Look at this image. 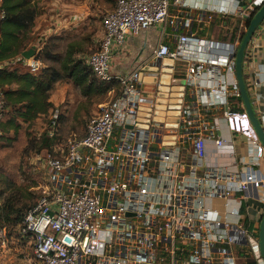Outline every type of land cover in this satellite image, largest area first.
<instances>
[{"label":"built area","instance_id":"1","mask_svg":"<svg viewBox=\"0 0 264 264\" xmlns=\"http://www.w3.org/2000/svg\"><path fill=\"white\" fill-rule=\"evenodd\" d=\"M182 3L116 0L114 8L102 15L101 38L85 62L100 82H115L119 95L100 106L82 137L55 145L53 153L45 152L46 184L17 232L18 241L30 246L29 264H248L246 257L258 251L257 235L243 223L232 200L255 198L263 216L264 174L243 163L235 173L208 169L201 174L192 170V177L179 176V154L162 146L172 135L152 123L147 129L138 127L135 100L146 65L123 76L111 71L113 51L123 48L128 37L164 23L177 26L181 21L170 17L169 9ZM263 5L264 0H241L235 14L246 23ZM203 14L199 23L214 17L212 12ZM220 14L226 16L228 11ZM237 46L179 34L173 48L160 44L152 58L172 59L178 71L180 63L190 80L220 67L233 75ZM33 48L29 60L0 63V70L14 63L37 74L44 67L38 58L43 43ZM210 92L227 91L217 85ZM61 115L57 107L49 116L51 137L58 136ZM238 117L226 108L225 119ZM4 119L0 90V126ZM194 136V153L201 159L206 139ZM211 139L218 148L227 144L223 136ZM254 143L259 160L264 147ZM5 233L0 231L4 248Z\"/></svg>","mask_w":264,"mask_h":264},{"label":"crops","instance_id":"2","mask_svg":"<svg viewBox=\"0 0 264 264\" xmlns=\"http://www.w3.org/2000/svg\"><path fill=\"white\" fill-rule=\"evenodd\" d=\"M35 1L39 15L30 34L33 42L31 46L43 43L44 48L48 39H51L50 41L57 40L59 43L66 41L69 43L67 48L68 45L74 48V58L76 59H85L97 48L102 35L101 17L104 13L112 10L116 3V0ZM182 1L180 8L171 5L169 9V16H178L181 21L177 26L164 23L149 28L139 36L128 37L123 48L113 51L111 71L115 75H127L142 65H146V67L160 65L161 60L152 58L153 51L160 44L173 48L179 34L193 33L206 41L233 46L239 44V39L244 34L245 21L240 20L235 13L241 0ZM220 11H228V14L222 16ZM204 12H212L214 17L211 21L199 23V19H204ZM16 65L13 63L12 67ZM183 68L184 66L180 65L179 71L174 69L172 73V80L180 82L173 87H184L183 92L178 90L172 94L173 96L184 95V98H180L183 101L180 116L168 117L167 115L165 118H168V122L160 125L152 123L154 126H162L163 130L166 129L170 135L176 137L175 141L166 139L167 141L162 146L172 148L179 154L177 160L179 176L192 177V170L196 174H201L208 169L235 173L243 163L264 174V155L259 160L255 159L257 143L254 142L262 144L246 116L235 73L228 74L224 68L220 67L214 68L211 72L205 70L206 72L199 78L190 80ZM143 76V80L138 86L139 94L136 96L135 109L138 112V108H142L144 111L141 113L145 116L149 108L152 109L157 105L158 93L157 84L155 86L150 84L148 79L156 74L145 72ZM158 76H161L160 72L157 74ZM243 79L251 106L256 117L262 123L264 120L262 118L264 112V22L257 27L245 48ZM234 83L236 85H233ZM217 85H224L227 92L212 94L210 91ZM115 92L116 90L113 88L106 96H112ZM117 92L119 95V90ZM93 98L82 97L79 89L71 82L59 81L49 92L48 102L53 107L61 108L60 106H62L67 112H69L68 109L78 108L82 115L90 116L89 119H91L98 114L100 106L104 105L94 103ZM171 99L173 100L172 104L179 100L174 101L173 97ZM89 100L93 104L92 106L97 108L88 110L87 102ZM164 100L170 101L169 98ZM80 101H84L86 104H82ZM226 108H230L240 117L228 121L224 118ZM64 110H62V114ZM50 111L51 109L48 111V115ZM155 111L153 109V115ZM140 119L144 118L140 117ZM166 125L177 127L166 128ZM194 134H202L206 139L205 156L201 159L194 153ZM217 136L224 137L226 146L222 148L215 146L211 138ZM229 149L232 150V154L229 153ZM260 194L264 195V190ZM232 201L239 206L244 217L243 223L250 228L254 236L256 234L258 237L259 224L263 217L259 201L251 197L233 199ZM7 252H10L9 248L0 246V264L8 262L5 258ZM10 258L12 259V257ZM30 258V255L26 256L20 264H29ZM259 259H262L259 249L251 251L250 257H246L248 264H264V261H259Z\"/></svg>","mask_w":264,"mask_h":264},{"label":"trees","instance_id":"3","mask_svg":"<svg viewBox=\"0 0 264 264\" xmlns=\"http://www.w3.org/2000/svg\"><path fill=\"white\" fill-rule=\"evenodd\" d=\"M38 15L39 9L35 0H0V63L21 59L22 53L33 48L30 34ZM251 18L246 21V28ZM242 37L243 34L239 39L240 42ZM73 49L69 46L62 59L53 58L59 61V68L44 66L37 74H31L28 68L17 64L0 70V90L4 96L5 110V119L0 126V139L3 134L15 135L21 128V122L26 124L39 118H47L46 132L39 137L41 142L39 151L47 150L53 153L54 146L62 143L60 136L51 137L49 135L51 131L49 116L57 107H53L48 102V96L57 82H71L84 98L104 96L113 88L116 91L119 90L115 82L110 84L100 82L86 65L85 59L74 58ZM43 50L46 51L45 56L51 54L49 46H45L42 52ZM50 109L51 112L48 115ZM62 118L63 114L60 119ZM7 181L11 180L4 174H0V184L8 185ZM18 205L17 203L0 205V231L5 230L6 232L7 228L2 224L9 221L8 212L12 215L15 213L16 218L12 220L11 226L16 237H18L17 232L23 223L25 214L35 203L29 206L22 205L23 208L17 207ZM26 209L27 212L23 214Z\"/></svg>","mask_w":264,"mask_h":264},{"label":"rangeland","instance_id":"4","mask_svg":"<svg viewBox=\"0 0 264 264\" xmlns=\"http://www.w3.org/2000/svg\"><path fill=\"white\" fill-rule=\"evenodd\" d=\"M48 39L45 46H49L51 54L45 56V52H41L38 58L42 61L45 67L59 68V61L53 59L54 57L61 58L65 55L68 42L50 41ZM33 43V42H31ZM33 45V44H32ZM70 45H68L69 47ZM181 64L177 63L179 67ZM118 95L116 91L114 95L107 97L95 96L94 103H108ZM114 96V97H113ZM82 104L84 101H80ZM86 104V103H84ZM89 105L87 109L94 108L90 100L87 102ZM62 110L63 107L60 106ZM97 108V107H96ZM95 108V109H96ZM66 110V109H65ZM61 119L60 129L58 136L62 140L63 146L66 141L73 137H82L85 133V127L90 116H84L77 109H68L65 111ZM51 112V111H50ZM37 119L32 123H20L21 128L13 135L9 133L3 134L0 139V174H4L11 181H7L8 185L0 184V205L19 204L17 207H22L27 204L32 205L37 203L41 188L46 184L47 171L44 166L43 156L47 150L39 151L40 141L39 137L46 132L47 118ZM9 138V139H8ZM5 201V202H4ZM4 202V203H3ZM23 205V206H22ZM15 207V209L17 208ZM26 211L23 212L25 214ZM9 213L8 222L5 221L2 226L6 227L5 243L9 248V253L5 254L8 261L5 264H20L25 260L26 256L31 254L30 246L18 241V237L12 230V220L16 218L15 213ZM7 213V214H8ZM22 213V212H21ZM20 213V214H21ZM11 214V215H10ZM1 226V223H0ZM0 238V246H1ZM9 254V255H8ZM4 257V256H3ZM12 257V259L10 258Z\"/></svg>","mask_w":264,"mask_h":264},{"label":"water","instance_id":"5","mask_svg":"<svg viewBox=\"0 0 264 264\" xmlns=\"http://www.w3.org/2000/svg\"><path fill=\"white\" fill-rule=\"evenodd\" d=\"M263 22H264V5L252 14V18L248 23V26L243 34L241 42L238 44L236 48V53H235V77L238 83L239 95L244 104V107L246 110V116L249 119L252 125V129L255 135L257 136L258 140L262 144V146H264V128L262 126V123L256 117V114L251 106V103L248 97V92H247L246 85L243 79V59H244V51H245V48L248 42L251 40L257 27ZM33 56H34V48H31L30 50L22 53V57L25 60H29ZM174 67H175V63L172 59L164 58L161 60L160 65H157L154 67H144L142 69L140 73V78H139L140 82L143 80V77H144L143 75L145 72L156 74V76L148 78V79H149L150 84L154 86L157 84L158 100H157V105L152 107V109L149 108L147 110V115L145 116H143V114L141 113L144 110L142 108H138V112L136 115L138 127L147 129L151 123H156L160 125L165 122H168L169 121L168 118L167 119L165 118L167 115L168 117H171L173 115L180 116V112L182 109V103H183L181 99L184 98V95L179 94V96H173L172 94L173 92L178 91V90L183 92L184 87L182 86L173 87L175 86V84L180 83L176 80H172L173 78L172 73L175 69ZM159 72L161 73V76L157 77V74ZM170 97L171 98L173 97L174 101L178 99L179 100L172 104L173 100ZM167 98L170 99L169 102L164 100ZM161 106L163 107L162 109H161ZM153 109L156 110L154 115H153ZM140 117H143L144 119L141 120ZM165 127L166 128H176L177 126L166 125ZM158 132L160 133L159 130ZM165 139L175 141L176 137L171 136ZM171 145L173 146V144ZM258 240H259L260 256L262 260L264 261V214L259 224Z\"/></svg>","mask_w":264,"mask_h":264}]
</instances>
